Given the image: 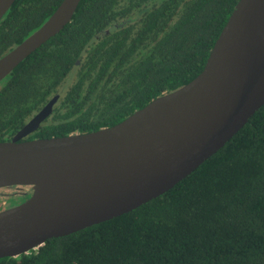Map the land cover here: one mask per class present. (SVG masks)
Returning a JSON list of instances; mask_svg holds the SVG:
<instances>
[{"label":"trees","instance_id":"obj_1","mask_svg":"<svg viewBox=\"0 0 264 264\" xmlns=\"http://www.w3.org/2000/svg\"><path fill=\"white\" fill-rule=\"evenodd\" d=\"M61 1L15 0L0 19V58ZM237 1L80 0L70 22L0 81V142L56 96L23 140L111 127L181 88L202 71ZM28 196L0 189V211ZM0 264H264V104L167 192Z\"/></svg>","mask_w":264,"mask_h":264},{"label":"water","instance_id":"obj_2","mask_svg":"<svg viewBox=\"0 0 264 264\" xmlns=\"http://www.w3.org/2000/svg\"><path fill=\"white\" fill-rule=\"evenodd\" d=\"M15 0H0V19ZM80 0L0 58V81L58 34ZM50 100L0 142V189L23 202L0 211V259L126 214L170 190L215 154L264 104V0H238L202 71L120 123L85 134L23 140L50 115Z\"/></svg>","mask_w":264,"mask_h":264},{"label":"rangeland","instance_id":"obj_3","mask_svg":"<svg viewBox=\"0 0 264 264\" xmlns=\"http://www.w3.org/2000/svg\"><path fill=\"white\" fill-rule=\"evenodd\" d=\"M19 193H21V191L19 189H10V190H8V192L6 194L11 195V196H15V195H17ZM8 195H6V197ZM11 199H13V198H11ZM20 200H21L20 198H15L14 197V200H12L9 203L10 204L9 208L19 204ZM6 205H7V201L5 199H0V208L1 207H5Z\"/></svg>","mask_w":264,"mask_h":264}]
</instances>
